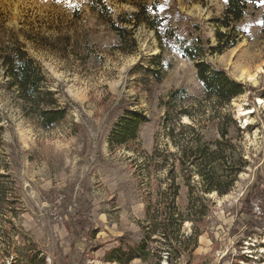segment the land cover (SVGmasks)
I'll list each match as a JSON object with an SVG mask.
<instances>
[{
    "label": "rangeland",
    "instance_id": "rangeland-1",
    "mask_svg": "<svg viewBox=\"0 0 264 264\" xmlns=\"http://www.w3.org/2000/svg\"><path fill=\"white\" fill-rule=\"evenodd\" d=\"M102 1L116 14L157 2L159 16H167L164 25L179 26L182 36L196 25L212 45V20L224 10V0ZM263 17L264 0L248 6L237 25L235 47L206 57L214 69L256 90L218 109L205 99L194 63L174 46L161 54L145 27L135 30L136 47L125 43L120 48L86 0H0L3 45L20 44L41 67L48 90L68 108L64 120L42 129L23 117L0 83V163L7 165L20 209L9 242L13 252L1 258L0 251V264H111L103 259L107 251L121 240L135 245L143 236L138 225L144 222L143 200L165 189L171 171L180 186L178 205L186 207L188 188L174 141L184 145L190 135L178 123L194 127L202 143L212 147L220 138L217 125H224L227 114L241 130L237 140L249 165L228 195H205L193 259L183 254L172 264H264V203L251 201L249 216L245 205L254 188L264 191V102L258 104L264 93ZM151 71L161 74L160 82ZM238 106L252 111L244 126L237 119ZM126 112L141 113L149 121L140 126L130 150L112 148L111 133ZM156 150L167 156L160 168L159 158H152ZM198 182L194 175L189 183ZM55 198H61L59 203ZM54 206L61 217L57 222L51 217ZM183 231L190 234L191 224L185 223ZM130 264L157 263L152 258ZM159 264L171 263L163 254Z\"/></svg>",
    "mask_w": 264,
    "mask_h": 264
},
{
    "label": "trees",
    "instance_id": "trees-1",
    "mask_svg": "<svg viewBox=\"0 0 264 264\" xmlns=\"http://www.w3.org/2000/svg\"><path fill=\"white\" fill-rule=\"evenodd\" d=\"M89 10L115 37L118 47L130 43L136 47L135 30L143 26L153 32L161 54L174 46L182 58L194 63L196 75L203 88L205 99L211 100L214 107L224 109L230 102L245 91L256 90L230 79L222 70L214 69L207 61V56L220 55L232 49L240 39L237 29L248 6H257L262 0H224V10L220 18L213 19L215 24V45L197 33L198 26H189L185 36L180 35L179 26L172 28L164 25L167 16L160 17L157 2L141 5L134 12L113 13L102 0H86ZM264 24V17H263ZM184 30V29H183ZM5 29L0 26V83L13 95L23 117L31 119L42 129H48L65 119L68 108L60 103L56 94L48 90L46 78L41 67L28 55L20 44L3 45ZM123 53V49H120ZM156 64V63H154ZM155 80L162 79L158 71H151ZM178 93V91L176 92ZM175 93V94H176ZM264 100V93L261 95ZM217 114V111L215 112ZM180 115H187L181 111ZM224 125L218 126L219 139L212 147L202 143V138L194 127L180 125L181 132L190 135L184 145L174 141L179 150L178 162L183 170L185 186L188 188L186 207L178 205L180 186L170 172L168 184L161 191L157 188L154 197H145L144 222H139L143 236L135 245H120L104 254V261L111 264H130L135 260L147 262L155 258L159 264L162 255L169 263L179 262L185 254L193 259L200 236L199 222L206 213L205 195L215 194L218 197L228 195L238 181V176L245 171L249 162L244 158L240 140L241 130L230 114L225 115ZM148 119L138 112H126L117 122L109 139L110 147H123L130 150L129 143L137 141L141 125ZM179 122V120H177ZM231 129V130H230ZM172 129L169 136L174 140ZM2 131V127H0ZM232 133V135H231ZM236 134V137L234 135ZM157 157L161 166L166 165L167 156L161 151H154L152 158ZM199 182L191 186L193 176ZM11 177L7 165L0 163V251L2 257H10L13 247L9 243L15 235V221L19 218L18 198L14 197ZM260 200L264 203V191L258 186L246 196L247 214H250V202ZM185 223H190L192 232L183 231ZM157 237L158 239H153ZM159 242L158 247L152 244Z\"/></svg>",
    "mask_w": 264,
    "mask_h": 264
},
{
    "label": "bare ground",
    "instance_id": "bare-ground-1",
    "mask_svg": "<svg viewBox=\"0 0 264 264\" xmlns=\"http://www.w3.org/2000/svg\"><path fill=\"white\" fill-rule=\"evenodd\" d=\"M246 77H247V79H253L254 78V75L251 76V75H248L247 74ZM263 102L264 101L262 99H258V104L259 105H262L263 106ZM236 110H237V112H236L237 119L240 120V123L242 124V126L246 125L247 122H248V120H249L250 113L252 111L250 109H243L240 106H238Z\"/></svg>",
    "mask_w": 264,
    "mask_h": 264
},
{
    "label": "built area",
    "instance_id": "built-area-1",
    "mask_svg": "<svg viewBox=\"0 0 264 264\" xmlns=\"http://www.w3.org/2000/svg\"><path fill=\"white\" fill-rule=\"evenodd\" d=\"M61 198H55V200H54V203L55 204H57V203H59V200H60ZM254 210L255 211H259V206H258V204L256 203L255 204V208H254ZM51 217H52V219L54 220V221H60L61 220V217H60V215H59V213L57 212V206H54V209H53V211L51 212Z\"/></svg>",
    "mask_w": 264,
    "mask_h": 264
},
{
    "label": "snow or ice",
    "instance_id": "snow-or-ice-1",
    "mask_svg": "<svg viewBox=\"0 0 264 264\" xmlns=\"http://www.w3.org/2000/svg\"><path fill=\"white\" fill-rule=\"evenodd\" d=\"M58 2H59V0H58Z\"/></svg>",
    "mask_w": 264,
    "mask_h": 264
}]
</instances>
